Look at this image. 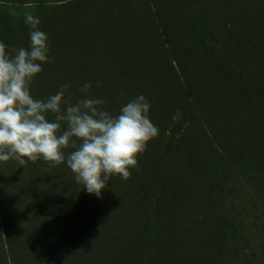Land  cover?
<instances>
[{"label":"trees","instance_id":"16d2710c","mask_svg":"<svg viewBox=\"0 0 264 264\" xmlns=\"http://www.w3.org/2000/svg\"><path fill=\"white\" fill-rule=\"evenodd\" d=\"M0 1L20 4L30 0ZM152 1L156 6L145 9L142 0H33L38 5L48 4L52 18L79 17L93 22L99 18L102 23L107 22L103 26L104 40L94 39V52L103 64H108L106 68L103 65L98 78L105 83L111 81V89L125 86L120 76L125 67H115L114 54L119 47L124 56L130 46L135 52L142 48L137 51L138 58L147 60V55L157 57V45L170 56V76L176 79V87L161 116L162 122L156 126L158 136L138 156V167L131 170L128 180L113 177L102 190L101 198H97L75 180H61V173L53 175L52 181L43 183L48 210L30 217V230H10L12 222L20 225L16 219L25 218L16 213V185L22 186L27 178L30 182L40 181L44 171L54 173L66 165L51 167L41 160L21 167L17 162H0V264H66L62 261L66 251L72 264H84L91 252L92 256L101 253L104 264H176L183 248L178 247L186 244L199 255L195 264H264V0H211L212 5L220 6L226 20L201 32L203 35L193 34L198 29L193 30L190 21L183 19L181 24L192 34L189 39H193L188 45L195 51L192 57L175 56L179 58L177 65L171 62L175 46L164 34L169 24L179 20L174 17L166 25L159 18L166 9L165 3L174 0ZM72 12L76 16H71ZM49 14H34L47 35L51 26L44 21ZM102 15L107 16L106 20L100 18ZM24 25L14 27L0 11V41L11 48H27L29 29L22 34ZM70 44L67 55L55 62L60 68L82 62L79 54L84 51L85 41ZM147 49L151 53L147 54ZM144 60L133 61L134 68L129 66L128 71L136 72ZM49 70L50 63L44 64L33 82L32 94L37 99H46L57 90V80L45 87L44 82L50 81L44 78ZM214 70L225 71L228 80L233 75L242 82V101L250 113L235 116L236 132L217 136L215 157L209 160L201 151L205 147L198 145V125L210 106L222 105L220 98L209 93L210 71ZM92 78L94 74L89 73L84 83ZM115 78L119 81H112ZM105 83L103 95L107 94ZM68 94L72 96L70 89ZM94 94L100 98L97 94L102 92L94 90ZM179 116L181 121L177 120ZM182 146L192 155L184 156ZM15 168L21 178L19 184L13 176ZM5 169H10L8 176ZM188 177H192L190 184L184 182ZM186 184L189 198L185 199L183 213L180 204L184 202ZM33 190L37 192L39 188L30 183V193ZM4 200L12 203L5 206ZM44 215L48 217L43 221ZM185 226L197 230L186 236L182 231ZM97 230L103 231L102 236ZM59 251V260L50 257ZM26 253H30L29 258L24 259Z\"/></svg>","mask_w":264,"mask_h":264},{"label":"rangeland","instance_id":"374dc122","mask_svg":"<svg viewBox=\"0 0 264 264\" xmlns=\"http://www.w3.org/2000/svg\"><path fill=\"white\" fill-rule=\"evenodd\" d=\"M210 2L212 1L174 0L172 3H165L166 9L164 8L165 10L159 16L160 22L168 25L170 21L174 19V17L175 19L179 20L177 23L173 22L174 24H169L167 26L168 28L166 29V34H164V36L175 46V52L172 53L174 56L171 58V62L173 64L177 65L179 61L178 59H181V57L188 55L192 57L193 55L191 54H194L195 51L194 47H190L188 45L189 42L193 41V39H189V36L192 34L189 32L186 26H183L181 24V21L183 19L190 21L193 30L198 29L193 34L200 35H203L202 33H205L206 30H210L211 26H215L216 23L219 25L221 22H223V20H226V18L221 16L220 6H216L215 3H213L212 5ZM142 3L145 5V9H151L156 6L153 1L151 2V0H142ZM47 6L48 4H35L33 0H30L27 3L20 4L0 1V11L12 22L14 27L25 24V12L35 14V12L44 11V13H50L47 16L48 20L44 21L51 26V32L50 35H48V38L50 45V56L52 58V60H50L49 62L51 70H49L44 77L45 79H49L50 81L44 82L46 84L45 87H47L52 80H57L55 86V89L57 87V90L61 85L66 83L70 85L69 89L72 93V97L74 98V100H76L82 97V94L78 89L84 84L85 76L89 75V73H93L94 78H92V81L90 82L92 83V87L88 92V95L90 97H95L94 90L95 93L101 91L102 95H97L106 101V108L109 111L115 113L119 111V108L122 105L131 101L137 95L143 94L151 104V109L149 112L151 122L155 126L159 125L162 122L161 116L167 108L171 92L176 87V79L173 77L171 79L170 76V72H172V70L170 69V56L165 52V50L157 45V57L150 58L149 55H147V60H144L143 58H138L137 53V51H140L139 49L142 48L136 49L137 51L135 52L130 46L126 51V55L130 57L131 60H127L128 57L124 56L122 48L119 47V49L114 54V57L116 59L115 67L118 70H121L125 67V69L121 71L120 74V76L125 80V86L120 87L118 90L111 89V87H109V85L113 86V83L111 81L107 80L105 83L98 78V76L102 74V72L100 71H102L103 65L106 68L108 64L106 62L103 64L100 56L95 57L96 53L94 52V39L104 40L105 29L103 28V26L107 25V22L102 23V20L99 18L97 22H93L91 20L80 19L79 17L68 20H59V18L50 17L51 10L50 8H47ZM70 15L76 16L75 12H72ZM102 16L103 17L100 18H104L106 20L107 16ZM148 19L151 21V17H149ZM27 28L28 27L25 26V31H23L22 34L27 33ZM161 30L162 29H159V31ZM26 37L29 42L28 36ZM183 40H186V42H184ZM74 41H85V45L83 47L84 51L82 54H79L82 56V62L74 66H69L66 64L64 68H60L59 66H57V64H55V62L57 61V59L63 58L67 55L66 52L69 51V48L66 49V47L71 45L70 43ZM146 52L147 54L148 52L151 53L149 49H147ZM175 56L180 57L176 59ZM135 60L137 63H139L140 60L144 61L140 63V68L136 72L135 70L128 71V67L131 66L133 61ZM117 61L119 63H116ZM72 69H75L74 72H72L73 74H71ZM210 72V86L212 87H210L209 93H212V95L220 98L222 101V105L210 106L207 109V116L205 117V119H202V121L198 125L199 131L201 130L198 139V145L199 147H205V149H202L201 151L205 153L207 159H214L215 156L213 155V151L215 149V145L219 140L217 136H220L222 133L227 135L232 131L236 132L234 126H237L235 121L238 118L234 119L235 116L248 114L250 113V110L248 106L242 101V98L245 95V89L240 84L242 83L240 80L237 81L233 75L232 79L228 80L229 75H227L223 70H218V72H215L214 70ZM117 78L121 79L119 76H117ZM117 78L112 81H119ZM126 79L130 82L128 83ZM104 83V88L107 94L103 95V91L101 89L103 88L102 85ZM57 84H59V86ZM225 85H228V87ZM75 87H77L76 90ZM119 92L121 93V95L119 94ZM75 93H79L81 95L74 96ZM177 120L181 121L182 117L179 116ZM193 145L195 146V143H193ZM181 152L184 156L192 155L184 149V146H182ZM7 162L12 163L16 161L10 159ZM10 169H5L4 173L7 176L8 174H10ZM14 170L15 173H13V176L16 177L17 184H19L21 178L16 175L18 173L17 169L15 168ZM59 173H61L62 175L61 180L68 179L69 181H74V176L71 170L66 166H60L54 171V173L50 170L49 172L44 171V177L40 181L35 180L34 182H30V178H27L22 186L16 185L15 189L18 199L15 203L16 205H19L16 213L25 216V218L21 219L20 216V219H16V221L20 225H16L15 221L12 222V228H10V230H30V217L44 214L45 211L47 212L48 209L46 208L45 199L46 187L43 185V183L52 181L53 177ZM189 178L192 177L186 178L184 182L189 183ZM30 183H32L33 185L36 184V189L38 190L39 188V190L37 192L33 190L32 193H30ZM189 184L184 185V202L182 201L180 204V208L183 213L185 212L184 210L186 208L185 199L189 198ZM4 203L5 206H7V204L10 205L12 201L6 202L4 200ZM71 214L72 216L74 215L73 212ZM9 216L14 219L12 214H10ZM46 217L48 216L44 215L42 220L44 221ZM25 222H27V225ZM40 223L39 225H41ZM199 223L200 218L196 222V226H198ZM190 228L191 227L185 226V230H182L186 236H188L189 231L197 230L194 226H192V230H190ZM97 232L99 237L102 236L103 231L97 230ZM28 242L30 245L29 234ZM74 247L77 249L80 248L79 245H74ZM178 248H180L181 251L179 252V254H177L176 264H195L199 261V255L197 253H194L191 247L187 244L179 245ZM29 251L30 248L28 249V252ZM26 254L27 255L24 256V259L29 258L30 253ZM90 254L91 255H89L84 264H104V260L100 257L101 253L99 255V253L97 252L93 256L92 252ZM60 255H62V253L60 254L59 251L57 254L51 255L50 257L54 258V260H59L57 257H60ZM62 261L66 262V264H72V260L68 256L67 251Z\"/></svg>","mask_w":264,"mask_h":264},{"label":"clouds","instance_id":"9594fccd","mask_svg":"<svg viewBox=\"0 0 264 264\" xmlns=\"http://www.w3.org/2000/svg\"><path fill=\"white\" fill-rule=\"evenodd\" d=\"M24 23L27 48L0 41V162L64 164L76 183L101 198L113 177L130 178L138 156L158 136L151 104L140 94L111 112L104 99L88 95L90 82L78 89L82 97L74 102L68 84L37 99L32 85L51 60L49 38L38 16L25 12Z\"/></svg>","mask_w":264,"mask_h":264}]
</instances>
